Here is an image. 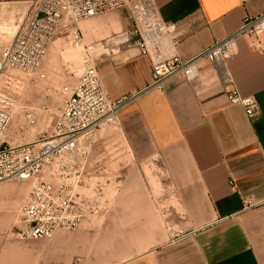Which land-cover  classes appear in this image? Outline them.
<instances>
[{
	"label": "crops",
	"instance_id": "1",
	"mask_svg": "<svg viewBox=\"0 0 264 264\" xmlns=\"http://www.w3.org/2000/svg\"><path fill=\"white\" fill-rule=\"evenodd\" d=\"M30 1L0 0V11L12 13ZM155 2L164 20L177 24V52L186 59L264 11V0ZM113 12L82 20L80 27L98 53L95 64L109 97L136 96L121 111L118 127L134 162L152 174L136 180L128 171L124 187L138 181L141 194L115 197L120 210L107 207L96 233L58 232L52 243L58 262H68V242L75 241L86 261L89 245L99 244L114 256L124 253L114 264H264V36L262 50L239 37L227 61L240 94L258 101L259 114L249 118L229 103L216 67L205 59L196 81L173 77L164 91L147 89L151 61L132 44L113 42L130 25L125 10ZM245 196L260 204L244 210ZM8 202L0 200V207ZM10 202L7 220L14 225L19 202L14 195ZM27 255L9 242L0 264H32Z\"/></svg>",
	"mask_w": 264,
	"mask_h": 264
},
{
	"label": "built area",
	"instance_id": "2",
	"mask_svg": "<svg viewBox=\"0 0 264 264\" xmlns=\"http://www.w3.org/2000/svg\"><path fill=\"white\" fill-rule=\"evenodd\" d=\"M117 10L127 12L130 25L115 35L113 42L132 44L150 59L153 72L147 89L164 91L173 77L196 81L199 60L205 59L216 67L229 103L242 106L249 118L259 114L257 99L240 94L227 61L235 53L239 37L262 50L264 11L246 16L237 29L186 59L177 52V24L163 19L155 0H31L25 21L11 43L0 51V79L9 69L38 72L61 31L79 43L82 31L77 24L81 20ZM61 93L63 106L51 133L11 144L6 134L14 117V100L0 91V183H32L20 209V225L14 231V238L20 241L50 239L58 231H75L88 217L107 209V173L102 166H90L91 150L97 131L118 127L121 111L136 96L111 99L95 61L88 63L78 81L65 85ZM25 117L30 124L36 122L31 110ZM259 204L250 196L243 197L244 210Z\"/></svg>",
	"mask_w": 264,
	"mask_h": 264
},
{
	"label": "rangeland",
	"instance_id": "3",
	"mask_svg": "<svg viewBox=\"0 0 264 264\" xmlns=\"http://www.w3.org/2000/svg\"><path fill=\"white\" fill-rule=\"evenodd\" d=\"M29 5H30V3L19 5L18 7H15L12 10V13H11V11H6V9H3L2 11H0V51L3 47H6L11 43L16 32L19 30L20 25H22V23L25 21V18L27 16V13L29 10ZM111 13H114V12H105V13L98 15L94 18H99V17H102L106 14H111ZM6 17L9 18V20H7ZM92 18L93 17L85 19L83 21L92 20ZM81 22L82 21H80L77 24L78 28L82 31L81 42H79V43L73 42V36L72 35H69L68 32H66V31H61L56 36L55 40L53 41V43L49 47L47 54L49 55L52 52L56 53L55 55L57 56V58L55 56L56 59H54L53 62L56 63L57 59L60 62L57 61L58 63H56V64L54 63L55 65L53 64V62L49 65L42 63L39 71L36 73H25V72H22V71L17 70V69H9L7 71V73H9V71H10V73L9 74L4 73V75L2 76L4 78V80H3V78H1L3 80V83H1L2 86H0V91L9 95L14 100V105H13L14 117H13V120L15 118H17L16 115H18V112H16V108H19L21 106L20 107L21 108L20 109V111H21L20 120L21 121H18V123L20 122V127L21 126L22 127L20 129V132H18V134H20L22 139L24 138L23 139L24 141H22V139L20 137L21 142L19 139V142L15 143V144L29 142V141L35 140V139L43 137V136H48L51 133V130H52L53 125L56 121V118L60 114V112L62 110V106H63V96L61 93L62 88L65 85L75 84L78 81L81 74L83 73L87 64L90 62L96 61V58L98 57V53L96 52V53L91 54L90 51H93V50H90V51L87 50V48L90 47L88 45L89 41L86 42L85 32L80 27ZM111 38H113V37L111 36L109 39H111ZM97 41L98 40H96L95 43ZM57 44L59 45L58 47L62 46V44H63V46L61 47V49L59 48L60 50L58 49V47H55V49L53 50L54 46H57ZM79 45L82 46V48H83L82 65L79 68L74 69L68 62H66L64 60V58H62L63 59L62 60L60 57L63 56V54H64L63 52H65L64 51L65 49L77 48ZM84 45L87 47L86 49H85ZM56 49H58V50H56ZM58 51H60V53L63 51L61 53L62 55L59 54ZM48 55H46V56L48 57ZM47 57H45L43 62H45ZM64 61H65V63H64ZM44 65H46V66H44ZM51 65L55 66V67H52L53 68L52 69L50 67ZM48 66L50 67V71H49V68L47 69ZM14 70L16 72H14ZM12 72H13V74H15L14 76H16V77H13ZM17 72L19 73V76H18V74L16 75ZM49 73H50V75H49ZM20 74H21V76H20ZM41 74H44L45 76L41 77ZM4 76H6V77H4ZM23 76H24L25 80L23 79ZM18 78H20V79H18ZM21 78L23 79V81ZM27 78H28V84L29 85L26 84ZM52 80L53 81L55 80V82H53ZM14 82H15V84H14ZM3 84L5 87L3 86ZM31 86H33V87H31ZM34 87H37V88H34ZM26 88H28V89H26ZM11 89H14L15 91L11 90ZM30 89H32V90H30ZM27 90H29V91H27ZM22 93H23V95H22ZM27 93H30L31 98L25 96L24 97L25 99H24L23 96L26 95ZM32 97L34 99H32ZM21 101L23 102V104ZM36 103L38 104L39 107L33 105ZM37 107L40 108V111L38 109H36ZM27 110H31L34 112L35 119H36V122L34 124H30L27 121V119L25 117V112ZM41 111L47 112L49 114L48 124H47L46 129L44 131H40L39 129H36V127L38 126V122H39V116H38L39 114H37V113L38 112L40 113ZM13 120H12V122H13ZM12 122H11V124H12ZM11 139L12 140L8 139L11 144L13 143V140L14 141L17 140V138L16 139L11 138ZM96 165L104 167L105 171L107 173L108 182L105 186V190H106V194H107V200L109 202V205L107 206L108 207L107 211H110V212L120 210V209H118V207H120V205L115 204V202H114L115 197L122 196V195H129V194H134V195L141 194L142 189H140V187L138 185V181L134 182L132 184L133 186L131 188H125L124 187L125 186L124 180L126 179V177H128V174H129L128 171L130 169H131V173L135 174L134 178H136V180H138V178H140L141 173L143 175L145 174L147 176H151V174H152L148 170L147 165L143 164L142 167H140V165L138 166L134 162V160H133V158L129 152L128 147L125 145V143L122 139V134L120 132V129L117 126H111V127L103 128L100 131H97L96 136H95V143H94L92 150H91V160H90V166L91 167H94ZM140 168L144 169L145 172H143V171L140 172ZM151 168H153V167H151ZM11 182L24 183L26 185V189H25L24 194L22 195L20 202L12 210V213L15 214L14 225H12L11 223H8V220H7V217L9 215V211L11 208V207L9 208L10 203H11L10 201H11L13 195H10L8 193H4L2 191L0 192V200H2V202H6L7 200L9 201L8 204L5 203V204H3L2 207H0V258H1L2 253L4 252L6 244H8L9 242H12V243H16L20 246L22 253H25V254L28 253L29 254V255H27V257H30L29 260H31L33 262L32 264H60L58 262V257H57L58 246H57V244L52 245V243L54 242L53 237L58 232H62V231H58L57 233H55V235L52 237L53 239L50 238V239H44V240L20 241V240H17L14 238V231H15L16 227H18L20 225V209H21L22 204L26 201V199H27V197L31 191L32 183L28 182V181H20V180H12ZM2 186H4L3 183H2V185H0V188ZM106 212L88 217V219H86V221L83 223V225L81 226L80 229H77L75 231H63V232L73 234V233L80 232L81 230L86 228L87 230H90L91 232L96 233L97 230L99 228H101L102 224L105 222V219L107 216L105 214ZM68 243H69L68 244V246H69L68 250L70 249V252H69L70 254H68L69 260H68V262H66L64 264H81V260H83L84 264H107L108 262H111L112 264H114V263L121 262V260H124V258H125L123 252H118V256H114L112 252L106 253L104 250L105 247H101V246H99V244H96L95 246L89 245V249H91L92 247H93V249L90 252L87 251L86 256L88 255L92 260L90 259L89 261H86L83 258L82 252L80 251L81 247L80 248L75 247V243H76L75 241H69Z\"/></svg>",
	"mask_w": 264,
	"mask_h": 264
},
{
	"label": "bare ground",
	"instance_id": "4",
	"mask_svg": "<svg viewBox=\"0 0 264 264\" xmlns=\"http://www.w3.org/2000/svg\"><path fill=\"white\" fill-rule=\"evenodd\" d=\"M85 20V19H84ZM82 21V20H81ZM60 43V42H59ZM61 45V44H60ZM59 45L57 44V46H54V48H53V50L55 49V47H58ZM62 46H63V44H62ZM62 46H60V47H58V49L60 48L61 49V47ZM85 47V46H84ZM58 49H56V50H58ZM59 49V50H60ZM85 49H86V47H85ZM49 50V49H48ZM51 50V49H50ZM65 52H63L64 54H63V56H61L60 58L62 59V58H64V60L66 61V62H68L74 69L75 68H79L81 65H82V55H83V48H82V46H78L77 48H67V49H65L64 50ZM51 52V51H50ZM61 52V53H62ZM58 53L59 54H61L60 53V51H58ZM56 53H54V52H52V53H50L49 55H48V57L46 58V60H45V62H43L44 64H51L53 61H54V59H56L57 58V56L55 55ZM62 55V54H61ZM55 56H56V58H55ZM59 56V55H58ZM59 58V59H60ZM63 60V59H62ZM57 61H59L58 59H57ZM56 61V63H58ZM65 61H64V63H65ZM60 62V61H59ZM55 62H53V64H54ZM55 63V64H56ZM54 64V65H55ZM46 65H44V66H46ZM51 68L52 67H55V66H50ZM50 67L48 66L47 67V69L49 68V71H50ZM46 69V68H45ZM53 69V68H52ZM57 70V69H56ZM14 72H16L15 70H14ZM53 72V71H52ZM7 73V72H6ZM9 73H10V71H9ZM9 73H7V74H9ZM57 73V72H56ZM12 74H13V72H12ZM18 74V76H19V73L17 72L16 73V75ZM53 74V73H52ZM15 74H13V77H16V76H14ZM23 75V74H22ZM49 75H50V73H49ZM54 75V74H53ZM20 76H21V74H20ZM4 77H6V76H4ZM26 77V76H25ZM3 78V77H2ZM31 78V77H30ZM58 78V77H57ZM10 79V78H9ZM16 79V78H15ZM18 79H20V78H18ZM17 79V80H18ZM22 79V78H21ZM23 79H24V76H23ZM23 79H22V81H23ZM56 79V78H55ZM59 79V78H58ZM2 80V79H1ZM0 80V86H2V84L1 83H3V80H4V78H3V80L1 81ZM25 80V79H24ZM27 83L26 84H28V78H27ZM25 81V82H26ZM31 81V80H30ZM35 81V80H34ZM53 81V80H52ZM51 81V82H52ZM7 82V81H6ZM39 82V81H38ZM53 82H55V80L53 81ZM61 82V81H60ZM10 83V82H9ZM5 84V83H4ZM4 84H3V86H4ZM14 84H15V82H14ZM37 84V83H36ZM45 84V83H44ZM17 85V84H16ZM29 85V84H28ZM34 85V84H33ZM47 85V84H46ZM37 86V85H36ZM5 87V86H4ZM12 87V86H11ZM30 87V86H29ZM31 87H33V86H31ZM42 87V86H41ZM7 88V87H6ZM34 88H37V87H34ZM39 88V87H38ZM26 89H28V88H26ZM25 89V90H26ZM43 89V88H42ZM11 90H14V89H11ZM30 90H32V89H30ZM37 90V89H36ZM44 90V89H43ZM42 90V91H43ZM15 91V90H14ZM27 91H29V90H27ZM24 92V91H23ZM37 93V92H36ZM19 95V94H18ZM22 95H23V93H22ZM25 96H27V97H30L31 95H30V93H27L26 95H24L23 96V98L25 97ZM34 96V95H33ZM36 96V95H35ZM39 96V95H38ZM19 97V96H18ZM26 97V98H27ZM31 98V97H30ZM25 99V98H24ZM32 99H34L33 97H32ZM29 100V99H28ZM31 100V99H30ZM32 101V100H31ZM20 102V101H19ZM22 102V101H21ZM25 102V101H24ZM55 103V102H54ZM22 104H23V102H22ZM37 104V103H36ZM36 104H33V105H35V106H38V104L36 105ZM21 105V104H20ZM21 107V106H20ZM16 108V112H18V115H16V117L17 118H15L14 120H13V122H12V124L10 125V127H9V129H8V131H7V134H6V138H7V140L9 139V140H12L11 138H17V140L16 141H14L13 140V143L15 144V143H17V142H19V139H20V134H18V132H20V129H21V127H20V122L18 123V121H21L20 120V113H21V111H20V109L21 108ZM39 107V106H38ZM36 108V109H38L39 111H40V108ZM33 108V107H32ZM17 114V113H16ZM37 114H39L38 116H39V122H38V126L36 127V129H39L40 131H44L45 129H46V126H47V124H48V118H49V114L47 113V112H43V111H41L40 113L38 112ZM19 118V119H18ZM21 139H22V137H21ZM21 139H20V142H21ZM24 139V138H23ZM22 139V141H24ZM8 140V141H9ZM10 142V141H9ZM12 143V144H13ZM2 183L4 184V186H2V189L3 190H5V191H8L9 193H11L12 195H14V198H15V201L18 203V202H20V200H21V198H22V195L24 194V192H25V189H26V185L24 184V183H15V182H11V181H5V182H1L0 183V185H2ZM6 183V184H5ZM88 219V218H87Z\"/></svg>",
	"mask_w": 264,
	"mask_h": 264
}]
</instances>
